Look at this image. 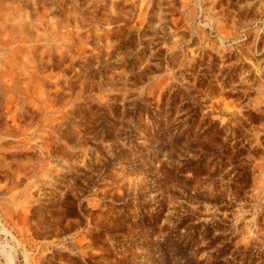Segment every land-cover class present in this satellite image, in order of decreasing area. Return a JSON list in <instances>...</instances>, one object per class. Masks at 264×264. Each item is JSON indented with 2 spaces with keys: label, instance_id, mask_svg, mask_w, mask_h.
I'll return each mask as SVG.
<instances>
[{
  "label": "rangeland",
  "instance_id": "1",
  "mask_svg": "<svg viewBox=\"0 0 264 264\" xmlns=\"http://www.w3.org/2000/svg\"><path fill=\"white\" fill-rule=\"evenodd\" d=\"M179 89L191 103L174 125L199 102L246 163L228 157L192 187L165 177L193 157L171 137L151 159L153 120L132 130L127 104ZM163 199V225L219 222L234 252L264 264V0H0V264H155L124 215L138 224Z\"/></svg>",
  "mask_w": 264,
  "mask_h": 264
},
{
  "label": "trees",
  "instance_id": "2",
  "mask_svg": "<svg viewBox=\"0 0 264 264\" xmlns=\"http://www.w3.org/2000/svg\"><path fill=\"white\" fill-rule=\"evenodd\" d=\"M135 55L131 62L136 61ZM161 65L164 62H160ZM155 70V68H152ZM207 89L213 95L214 82H208ZM185 91L182 89L174 92H166L162 103L160 105L153 104L147 106L142 101L133 102L127 104V116L126 120H131L135 124L130 126L132 130L146 126L145 121L147 119L153 120L151 129L154 133V137L159 141L154 146V154H158L157 159L151 156V159L158 160L162 158V152L169 151L170 139L176 144L177 148L184 147V151L190 156L185 160L178 161L181 166H174L172 169L165 168V177L169 178V175L176 177L179 181L188 182V186L192 187L194 181L199 178L210 176V174H216L229 158L232 159L234 165L246 163L245 158L241 156H233V152L240 149V142L233 144L232 138L226 136V130L221 127L218 121H212L209 117L202 119V108L197 102L196 105H192V111L182 116L179 121L180 124H176L174 120V114L180 107L181 110L186 111L189 109L191 100H186L185 104L183 99ZM183 104V106H181ZM113 110H121L120 106H113ZM107 110H103L102 120L106 122L108 120ZM115 111V117L119 116V112ZM169 114L168 120L163 119V115ZM149 117V118H148ZM167 121V122H166ZM173 124V125H172ZM171 125V126H169ZM176 127V128H175ZM106 134V138L110 139L106 129H103ZM133 134L135 132H132ZM174 134V135H173ZM150 135V134H149ZM207 138L206 143H198L195 139L202 140ZM134 145H138L137 139L131 140ZM195 141V142H194ZM189 144V145H186ZM185 145V146H183ZM145 150V149H144ZM179 152H176V154ZM240 153V152H239ZM186 154V155H187ZM172 159H177L174 153L171 154ZM105 160H109L106 156H103ZM169 158V156H168ZM102 161L100 168H104L105 173H108L109 161ZM164 163L162 164V166ZM214 165V172H210V169ZM248 168L243 167L241 173H244V177H248ZM185 174H191L192 178L188 179L184 177ZM215 176V175H214ZM188 194L191 191H186ZM67 217L76 218L80 214L76 203L74 205L64 206ZM167 205L163 199L160 204L150 213H143L140 216L138 224H135L132 217L126 213V224L132 227L139 225L140 231L148 232V240L145 244H140L139 247L144 248L149 254L153 255L150 258L155 264H255L257 258H249L250 253L234 252V240L230 239L228 235H217V232L225 233L226 228L219 222L199 221L193 213H184L175 218L174 227H169L167 224L163 225V221L166 219ZM122 221V219H120ZM127 228H115L113 232L115 235H124ZM101 236L97 235L94 241L97 245H101ZM117 242L116 247L121 248L124 243L119 242L118 239H114ZM129 245L128 252L132 251L133 243L127 242ZM204 252H208L207 255L202 256ZM246 257V258H244ZM234 258V260H232ZM251 259V260H250ZM122 262V261H121Z\"/></svg>",
  "mask_w": 264,
  "mask_h": 264
}]
</instances>
